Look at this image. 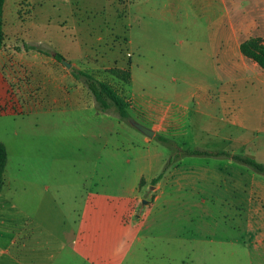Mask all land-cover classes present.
Segmentation results:
<instances>
[{
	"label": "crops",
	"instance_id": "crops-1",
	"mask_svg": "<svg viewBox=\"0 0 264 264\" xmlns=\"http://www.w3.org/2000/svg\"><path fill=\"white\" fill-rule=\"evenodd\" d=\"M259 1L248 13L235 7L225 20L218 15L221 31L204 40L199 62L186 72L172 71V79L171 70L136 71L133 54L128 51L129 58L121 57L113 43L117 36L96 34L89 23L76 20L70 24L72 42L107 45V49L93 51L92 47L72 58L67 52L44 53L37 46L46 40L29 39L30 31L41 25L58 28L50 21L34 20L43 15V1H5L0 118H33L56 130L68 122L88 125L93 123L89 113L96 103L72 69L98 75L112 67H127L132 76L124 94L120 92L130 103L131 125L117 115L104 137L110 152L106 157L117 166L105 164L106 179L99 191L86 193L80 214L69 217L70 222L59 230L41 232L44 240L39 251L48 255H39L30 264H189L186 253H197L196 249L199 264H208L206 244L215 241L208 243L207 238L217 231L255 238L264 246V174L234 159L248 157L264 164V70L241 51L242 43L253 37L264 44V0ZM60 27L50 32L51 43L52 38L62 40ZM121 35L126 45L133 43L130 33ZM57 53L71 59L72 67L59 62ZM133 121L152 130L153 137L134 127ZM172 141L178 143L175 157L167 148ZM193 150L230 156L186 154ZM98 201L113 204L114 210L101 211ZM22 237L17 252H31L32 234ZM15 241H10L12 248ZM226 243L233 248L237 239ZM3 253L5 264L19 263L11 250L3 249Z\"/></svg>",
	"mask_w": 264,
	"mask_h": 264
},
{
	"label": "rangeland",
	"instance_id": "rangeland-1",
	"mask_svg": "<svg viewBox=\"0 0 264 264\" xmlns=\"http://www.w3.org/2000/svg\"><path fill=\"white\" fill-rule=\"evenodd\" d=\"M42 1L43 15L38 14L34 20L41 24L50 21L58 27L44 29L41 25L40 29L30 31L29 39L32 41L36 38L46 40L37 46L42 52H67L69 55H65L68 57L73 54L79 57L81 50L86 53L92 47L93 51L107 49V45L81 46L72 42L74 37L70 35L73 33L70 24L76 20L85 25L89 23L96 34L103 32L117 36L113 43L122 52L121 57L129 58L128 51L133 54L132 63L136 71L151 68L171 70V79L172 71L183 73L193 63L199 62L197 57L205 51L204 40L221 31L218 15L225 20L231 8L248 13L256 8L257 2L260 3L259 0ZM15 8H19L18 4ZM223 25L227 26L224 21ZM60 26L63 27L62 40L52 38L51 43L50 32H58ZM125 31L131 34V45H126L121 35ZM43 32L47 35L44 36ZM68 60L64 58L62 62L72 65L71 59ZM111 69L113 67L94 76L124 94L127 85L119 76L111 74ZM91 112L89 117H93V123L73 125L68 122L57 130L49 125L41 126L33 118H0V142L6 145L9 158L6 185L0 191V264L7 261L6 252L1 254L3 249L14 252L18 264H30L39 255L46 257V251H39L44 240L41 232L59 230L65 222H70L69 217L80 214L86 193L99 191V185L105 181L102 172L105 164L117 166L114 159L106 157L110 152L105 147L104 138L110 122L115 124L117 113L114 108L103 113L97 106ZM127 123L131 125L130 121ZM175 145L178 146L175 141H172V149L167 145L171 157L176 155ZM98 204L103 212L114 210L111 203L98 201ZM28 232L32 234L31 252L30 249L25 254L17 252L23 244L22 236ZM192 236L190 234L191 239ZM12 238L16 239L14 248L10 245ZM236 239L237 244L233 248L226 243ZM211 240L215 242L206 244L208 264H263L264 246L255 238L230 237L217 231L207 238L208 243ZM198 251L186 253L187 263L199 264ZM205 256L201 254V259Z\"/></svg>",
	"mask_w": 264,
	"mask_h": 264
},
{
	"label": "trees",
	"instance_id": "trees-1",
	"mask_svg": "<svg viewBox=\"0 0 264 264\" xmlns=\"http://www.w3.org/2000/svg\"><path fill=\"white\" fill-rule=\"evenodd\" d=\"M6 0H0V51L5 43V33L3 30V14H4V5ZM241 51L245 57L256 62L264 70V44L261 38L253 37L243 42L241 45ZM56 59L59 62L64 60V57L61 54H56ZM113 75L119 76L126 85H129L131 82V72L129 69H117L113 68L109 70ZM72 74L78 80H80L88 92L94 98L97 108L103 113H108L111 109H115L118 117L123 121H128L130 119L129 107L130 103L126 98L117 91L114 86L110 83L96 78L93 74H90L86 71L79 69H72ZM160 141L168 142L167 139L158 137ZM187 155L195 156H209V155H218V156H230L227 152H204L193 150L186 152ZM234 159L242 162L259 173L264 174V164H260L252 158L234 156ZM172 159L168 162V165H171ZM8 165V152L6 145L0 142V191L3 190L5 186V172ZM167 169V168H166ZM165 173V172H164ZM161 174L158 178L153 180V185L157 184L159 180L163 177Z\"/></svg>",
	"mask_w": 264,
	"mask_h": 264
},
{
	"label": "water",
	"instance_id": "water-1",
	"mask_svg": "<svg viewBox=\"0 0 264 264\" xmlns=\"http://www.w3.org/2000/svg\"><path fill=\"white\" fill-rule=\"evenodd\" d=\"M63 63L65 64V66L67 68H71L72 67V65L69 64L67 61H64ZM132 125L134 127H136L138 130H140L141 132H143L145 135H147L149 137H153L154 132L152 130H150V129H148V128H146V127L142 126L141 124H138L137 122H134V121L132 122ZM147 203H148L147 201L143 202L144 205H146Z\"/></svg>",
	"mask_w": 264,
	"mask_h": 264
}]
</instances>
